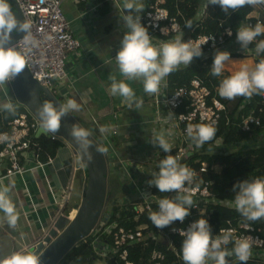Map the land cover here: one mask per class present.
Returning a JSON list of instances; mask_svg holds the SVG:
<instances>
[{
  "label": "built area",
  "instance_id": "built-area-1",
  "mask_svg": "<svg viewBox=\"0 0 264 264\" xmlns=\"http://www.w3.org/2000/svg\"><path fill=\"white\" fill-rule=\"evenodd\" d=\"M63 1L65 0H13L15 9L20 14L22 22L28 21L31 24L28 32H24L16 40L15 47L25 55L26 68L32 79L42 89L49 91L53 95H56L55 91L58 86L67 78L66 64L69 54L76 52L81 47L79 40L72 33L70 20L62 11ZM71 1L75 7L84 5L78 11V16L83 20V23H87L92 18H98L99 10L102 4H106V2L111 4L112 9L122 19L117 5L122 4L123 0H103L102 2L98 1V3L95 2L96 0H90L89 3L87 0ZM145 1L148 0H143V2ZM205 1L204 7L199 11L198 16L203 13L205 6L210 4L209 0ZM166 3L167 0H149L143 13L141 11L132 13L133 15L137 13L140 18V23L146 27L153 43L174 38L177 34H181L183 39L188 29L191 33L194 27L199 24L197 20L194 26L188 28L175 16H170L169 12L163 7ZM250 17L252 20L247 25L254 26L258 22L264 24V3L256 2L255 11ZM122 21L124 23L123 19ZM26 36L30 37L27 42L25 41ZM230 36H232L231 30L225 29L218 37L213 35H197L196 37H189L185 41L190 40L192 43H199L202 38L208 37L206 42L200 45L201 53L208 54L226 49L228 46L226 39ZM254 41L255 38L251 42ZM235 47L238 48V45L236 44ZM239 52L244 54L248 51H242L240 49ZM146 97L153 109L150 120L153 131L157 133L161 129L168 133L169 139L166 141L170 145V151L175 149L173 156L178 159L179 163L186 161L193 152L199 151L201 146H197L194 141L189 140L186 131L187 127L189 125L195 126L200 124L214 127L220 119V114L225 111L224 104L216 97H211L210 90L198 79H192L189 87L175 89L170 96L165 97L163 95L161 85L159 92L155 94L146 93ZM178 108L185 110V113L173 116L172 112ZM166 111H170L171 114H166ZM30 114L20 113L17 118L8 121L5 130L0 132V182L15 175L20 176L29 172L30 167L28 168L27 166L31 162L36 161L38 167L44 165L38 161L39 147L34 141V137H36V133L41 125ZM262 118L264 120V107L261 110V117L249 115L243 119L241 124V129L248 134L253 130L259 129L258 135L251 141L255 145L264 144V126L261 124ZM92 126L98 128L97 121L94 119L92 120ZM261 128H263L262 131H260ZM171 129L174 132L173 130L169 132ZM48 134L52 141L61 140L52 133ZM112 134L116 135L115 129L112 130ZM63 143L66 144L65 142ZM153 147H156L158 155L154 160L152 159L149 162L153 163V169L150 171V175L141 170L142 168L138 169L140 165H144L146 162L145 156L142 154L135 158L125 159L124 162L118 160L117 167L121 165V168L124 170L122 172L127 174V181H129L131 188L136 191V199L140 200V203L135 206L134 222H137L145 211H150L153 202L157 204L160 199L154 193L158 189L154 184L149 183L158 171L156 169V163L160 161L161 156V151L158 150V147L156 145H153ZM141 158H144V162ZM47 163H52L50 157H47ZM126 163L127 165H125ZM127 167H130L131 170H128ZM205 168V164H202L200 172H205ZM191 172V179L185 184V193L190 194L193 201L192 206L189 208V213L194 212V215L197 214L198 217L206 216L209 212L208 206L211 205L235 209L231 202L217 200L215 198L211 191V183L198 180L197 174L199 172ZM185 193H180V195ZM163 194H166V197L170 199L177 197L175 191H169ZM67 201L68 194L66 193L62 196L63 205H66ZM130 201L128 196H123L118 201L112 199L109 203L105 202L103 212L108 207V204L112 207L125 205ZM103 215L102 213L99 219L100 222L98 221L89 234L93 253L99 259L113 258L123 264H133L128 260L129 247L138 244L146 245L150 240L157 241L160 235L177 236L182 240L179 230L187 228L195 220L189 215L182 222L173 221L164 227L158 228L151 224V226L140 225L134 229H125L115 223L109 224L108 219L111 214ZM227 229H232L236 236H246L250 239L251 252L248 260L260 257L259 254L264 255L262 251L264 248V240L260 236V229L245 223H238L237 226H232L228 223L227 227L220 230ZM220 230L217 235L220 234ZM48 237L50 236L46 233L41 239L29 246L28 249L33 251L39 245L45 246V239ZM103 237L105 238L104 241H102ZM226 247L230 250L232 244L229 243ZM225 259L227 264L237 260L235 255L227 256ZM94 264L102 263L96 261ZM146 264H168L166 262V254L153 248L150 252L149 262ZM208 264H212V261H209Z\"/></svg>",
  "mask_w": 264,
  "mask_h": 264
},
{
  "label": "clouds",
  "instance_id": "clouds-1",
  "mask_svg": "<svg viewBox=\"0 0 264 264\" xmlns=\"http://www.w3.org/2000/svg\"><path fill=\"white\" fill-rule=\"evenodd\" d=\"M209 2L219 4L222 10L227 11L235 10L245 4H254L257 0H209ZM259 2L264 3V0ZM81 6L76 7L77 11ZM117 7L127 30L121 38L120 47L114 58L123 79H112L109 89L112 95L131 100L134 91L127 81L134 79L140 80L145 93L159 92L168 74L180 65L188 66L194 56L200 55L201 43L208 39V37L202 38L199 43H192L190 40H183L182 35L177 34L174 38L153 43L146 27L140 23L139 16L132 14L143 9L140 0H123ZM17 24L10 0H0V30L8 36L17 28ZM30 26V22H22L18 30L27 33ZM186 26H190V22H186ZM262 32H264V24L259 22L254 26L241 25L236 31V39L242 47L247 46ZM29 39L30 37H25L26 42ZM256 47L257 51L264 49V41H260ZM226 61H229V54L226 51H217L210 69L213 76L222 77L217 86L219 96L232 99L237 96H251L254 92H264V59L257 62H241L229 74L224 75ZM25 66L24 54L14 47L0 44V85L14 78ZM53 96L56 98V95ZM59 102L62 104L60 100ZM4 107L10 109L11 105L6 104ZM77 107L76 102L70 98L59 109L50 102L44 103L38 109L41 127L45 131H55L59 126L60 117ZM186 131L195 144L200 146L212 139L216 129L200 124L189 125ZM72 134L77 139L87 136L84 129L77 128L72 130ZM104 141L103 138V147ZM156 142L165 153L170 151L169 143L162 136H157ZM157 167L158 171L149 183L154 184L161 193L169 191L177 193L175 199L167 197L159 199L157 210L149 211L148 219L159 228L173 221L182 222L188 215L193 201L191 195L185 193V184L192 176L187 166L179 163L176 157L167 155L158 162ZM233 188L235 191L231 203L241 216L249 221L264 218V177L239 181L233 185ZM7 193V186L0 188V212L5 214L9 225H15L17 212ZM180 193L185 194L180 195ZM179 234L182 237L180 255L184 264H208L209 261H212V264H227L225 258L231 255H235L238 261L245 262L250 256L251 243L248 237L236 236L232 229L220 230V234L213 237L204 216L195 219L187 228L180 229ZM229 243L232 244L230 250L226 247ZM0 264H39V256L28 248H21L0 256Z\"/></svg>",
  "mask_w": 264,
  "mask_h": 264
},
{
  "label": "trees",
  "instance_id": "trees-1",
  "mask_svg": "<svg viewBox=\"0 0 264 264\" xmlns=\"http://www.w3.org/2000/svg\"><path fill=\"white\" fill-rule=\"evenodd\" d=\"M148 1L142 3L143 9L141 13L146 9ZM205 2V0H167L166 5L163 6L169 12L170 16H175L185 25L186 22H190V26H187L188 28L194 26L197 20L199 21V24L194 27L191 33L188 29L183 40L189 37H196L197 35H213L218 37L225 29H229L232 32V36L226 39L228 46L226 49L220 50L226 51L229 54V59L250 57L254 62L264 59V49L257 51L256 47L260 41H264V32L257 36L255 41L250 42L247 46L242 47L240 42L236 39L238 27L247 25V23L252 20L250 16L255 11V3L251 5L245 4L235 10L229 9L227 11L222 10L219 4L210 3L205 6L203 13L198 16ZM257 2L261 3L259 0H257ZM83 6L84 5L79 9L83 8ZM100 11H102L101 14L107 13L104 4H102ZM236 44L238 48L235 47ZM240 49L243 51L247 50L248 52L241 54V52H239ZM215 53L216 52H210L206 54L202 52L199 56H194L188 66L180 65L175 71L168 74L165 78V82L162 83V88L163 95L167 97L177 88L189 87L192 79H198L210 90L211 97H216L224 104L225 111L220 114V119L217 125L214 126L216 129L215 135L212 139L203 143L200 146V150L193 152L186 161H181V164L188 166L193 172H199L197 174L199 181L211 183V191L217 200L231 202L235 191L233 188L234 184L245 179L264 177V144L255 145L251 142L256 135H258L259 129L253 130L250 134L241 129L242 121L247 116L255 115L261 117V110L264 107V92H254L251 96H237L232 99L219 96L217 93V86L222 77L213 76L210 72ZM223 74L227 75L229 73L224 72ZM230 104L231 106H229ZM16 107L17 106L0 110V132L5 130L8 121L17 118L19 114L22 113L20 109L21 106L19 108ZM169 113L170 111H166V114ZM180 113H185V110L178 108L172 112L173 116H177ZM261 124L264 126L263 118L261 119ZM262 129L263 128H261L260 131H262ZM172 130L173 129L169 132ZM160 131L162 130L159 129V132ZM95 134L97 138H95L93 134L94 138L102 145V138L104 137V139H106L105 136L101 137L98 133ZM157 136L160 135L156 134L152 140H156ZM116 137V135L111 133L110 138L113 139V143L111 144L118 148L114 143ZM189 140L193 141L190 137ZM34 141L39 147L38 159L40 161L45 160L46 157L54 156L57 150L64 145L61 140L52 141L49 134L34 137ZM154 145L161 151L160 160L167 155L173 156L175 149L165 153L159 144L155 142ZM156 164L158 165V163ZM202 164H205L206 170L201 173L200 169ZM156 169H158V167ZM148 178L151 179L150 176H148ZM144 179L146 180V178ZM112 193L113 190L109 183L106 203H109L110 198L113 197ZM154 193H156L160 199L166 197V194L158 190H155ZM139 203L140 200L135 198L125 205L110 207L108 204L103 214H111L108 219L109 224L115 223L119 227L125 229H134L140 225L151 226L152 222L148 219L149 211H145L137 222L133 221L135 206ZM109 207L110 210H108ZM157 207V204L153 202L150 210H157ZM77 208L78 206H65L63 215L65 218L68 216L72 218ZM208 211L209 212L204 217L208 221L210 232L213 237L218 234L220 229L227 227L228 223L232 226H237L238 223H245L260 229V236L264 240V218L249 221L241 216L235 209L217 205L208 206ZM189 215L194 219L198 218V215H194V212L188 213L185 217ZM104 240L105 238L103 237L102 241ZM181 241L182 240L177 236L170 237L160 235L157 241L150 240L146 245L138 244L129 247L128 260L133 264H146L149 262L151 250L156 248L166 254V262L168 264H184L180 255ZM262 251L264 252V248ZM96 261L102 264H123L113 258L102 260L95 256L89 236L76 243L73 248L65 254L59 264H94ZM228 264H260V262L258 259L252 258L245 262L235 260Z\"/></svg>",
  "mask_w": 264,
  "mask_h": 264
},
{
  "label": "crops",
  "instance_id": "crops-1",
  "mask_svg": "<svg viewBox=\"0 0 264 264\" xmlns=\"http://www.w3.org/2000/svg\"><path fill=\"white\" fill-rule=\"evenodd\" d=\"M98 1L102 2L103 0L95 2L98 3ZM89 2L90 0H88ZM140 2L143 3V0ZM104 7L107 9V13L101 14L102 11H99V17L92 18L87 23H83L78 15L68 18L71 22L72 33L79 40L81 47L76 52L69 54L66 64L67 78L61 82L55 93L56 96L59 95L62 104L69 98L76 102L78 107L69 111L73 112L79 123L89 124L90 130L93 131L92 120L94 119L97 121L98 131H109V135L115 129L117 137L114 139V143L116 146H120L122 149L124 146L131 145L134 148V153H137L139 146L145 143L144 139L147 140L144 137L145 134L147 133V137L152 138L150 135L155 137L157 133L153 131L150 123L152 114L151 116L146 114L145 106L150 103L139 79L127 81L134 91L131 100L110 93L112 79H123L114 58L120 47L121 38L127 29L109 2H106ZM133 16H137V13H134ZM110 17L113 19V23H107L102 31V34L106 35L108 43L100 48V43H94V37L99 33L96 30L98 29L96 20ZM244 61L254 62L250 57L229 59L225 62L227 68L225 67L224 71L230 73ZM230 65L233 67H229ZM12 79L4 85H0V110L6 109L4 107L6 104L11 105L10 100L13 99V95L10 84ZM104 133L100 132V135L105 136ZM164 133L165 140L169 139L168 133ZM104 142L105 145L113 146L111 144L113 139L110 136ZM114 148L118 150L117 147ZM74 156L73 150L64 144L54 156L50 157L52 163H47V157L42 161L38 159L41 164H44L42 167H38L36 161L31 162L27 166L30 167L29 172L0 182V188L8 187L7 195L15 207L18 217L15 225H9L5 214L0 212V256L7 255L13 250L28 248L52 230V224L59 216L65 218L63 209L72 197V177L75 172L80 171L81 181L84 178V169L83 171L80 169V164ZM117 159L125 158L120 156L117 151L113 152L112 150V153H109V161L112 163L109 176L111 183H109L113 190V197H116L119 192L120 178L127 179V174L119 172ZM66 193L68 201L66 205H63L62 196ZM68 218L65 219L69 220ZM33 251L38 254L36 248Z\"/></svg>",
  "mask_w": 264,
  "mask_h": 264
},
{
  "label": "water",
  "instance_id": "water-1",
  "mask_svg": "<svg viewBox=\"0 0 264 264\" xmlns=\"http://www.w3.org/2000/svg\"><path fill=\"white\" fill-rule=\"evenodd\" d=\"M10 6L18 21L17 28L8 34V36H5L3 31L0 30V44H3L5 47L11 46L16 48V40L24 31L18 30L22 20L20 14L15 9L13 0H10ZM10 85L13 95V99L10 100L11 106L21 105L25 107L39 123L38 109L44 103L50 102L57 109L62 105L53 94L42 89L32 79L26 66L12 79ZM59 127L61 133L45 131L40 127L36 133V137H39L41 134L47 135L48 133H52L72 148L74 155L78 157L82 168L86 172V184L74 218L66 220L63 216H59L56 221H59L60 224L56 225L55 221L52 224V230L48 232V235L53 239L51 240L50 237L46 238V245H39L36 248L39 260L44 255L48 256V259L46 258L43 264L59 263L76 243L89 236L99 221L106 202L108 170L104 147L96 141L92 133L80 125L71 115L70 111L65 112L60 117ZM74 128L84 129L87 132V136L83 139H77L72 134Z\"/></svg>",
  "mask_w": 264,
  "mask_h": 264
},
{
  "label": "rangeland",
  "instance_id": "rangeland-1",
  "mask_svg": "<svg viewBox=\"0 0 264 264\" xmlns=\"http://www.w3.org/2000/svg\"><path fill=\"white\" fill-rule=\"evenodd\" d=\"M87 2H88V0H87ZM62 11L68 18H74L76 15H78V11H77L76 7L72 4L71 0L63 1V3H62ZM99 20H100V18L96 20V24L98 26V29H96V30L99 31V33H98V35H96L94 37V43L95 44H99L100 43L99 47L101 48L102 45H106L108 43V39H107L106 35L102 34V31H103V29H104V27L106 26L107 23H110V24L113 23V19L110 17V18H104V19H102L100 21ZM241 54H243V53L241 52ZM229 67H233V66L230 65ZM224 72L225 71H223V73ZM58 99H59V95L56 96V100H58ZM20 106L17 105L16 108H19ZM229 106H231V104ZM13 107H15V106H13ZM145 107H146L145 111H146L147 116H151V114H153V109H152L151 105L149 104V105H146ZM20 109H21L22 113L30 114L28 109H26L25 107L21 106ZM71 113H72V116L75 118V115L73 114V112H71ZM80 125L84 129L89 131L90 133L94 134L95 138H97V136L95 134L96 132L100 135L101 131H98L97 128L94 127V131H92V130H90L91 127H90L89 124H85L84 122H80ZM103 132H105L104 134H105L106 138H108L110 136L108 134L109 131L105 130ZM157 134L162 136L164 139L166 137V135H165V133L163 131H160V132L158 131ZM150 136H152V138H154L153 135H150ZM144 137H146L147 140L144 139L145 143L142 146H139L140 147L138 149L139 152H137V153H134V148L131 145L124 146V147H122V149H121L120 146H118V150H116V148H114L115 147L114 145L111 146V145L107 144V145L104 146L105 147L104 149H105L106 160H107V170H108V173H107V188H108V184L110 182L109 179H111L109 176H110V169L112 170V163H111V161H109V153H112V150H113V152H114V150L117 151L119 153V155L122 156L125 159H131L132 157L135 158V157L140 156L142 154L143 156H145L146 162H145L144 165H140L138 167V169L142 168L141 170L145 171L146 174L150 175V173H151L150 171L153 169V167H152L153 163H149V162L152 159L154 160V158L158 155V152H157L156 147H153V145L155 144L156 140H152L151 137H147V133L145 134ZM61 142H63V140H61ZM145 144L147 146H144ZM156 144H158V143L156 142ZM131 147L133 149H130ZM74 157H76L75 159L80 164L78 157L77 156H74ZM125 159H122V161L124 162ZM138 159H140V158H138ZM117 160H119V159H117ZM142 161L144 162V158L142 159ZM114 164H116V163H114ZM125 165H127V163ZM117 168L120 169L119 172H122V171L124 172V170L121 168V165H120V167H117ZM80 169L83 171V168H82L81 164H80ZM127 169L131 170L130 167H127ZM83 173H84V175H83ZM83 173H82V175L84 176V178H82V181H81V172L79 171L77 173L76 172L74 173V175L72 177V189H71L72 197L69 199V201L67 203L68 205H66V206L74 205L76 207V204H78V205L80 204L82 196H83V189H84L85 184H86V172L83 171ZM122 178H124V177H122ZM122 178H120L121 185L118 183L119 184V187H118L119 188V190H118L119 192L116 194L117 196L110 198V200L113 199L114 201H118L123 196H128L130 200H133V199L137 198V194H135L136 191L133 188H131V185H130L129 181H127V179L126 180L125 179L122 180ZM106 194H107V192H106ZM108 210H110V207L108 208ZM102 213H103V211H102ZM108 213H110V212H108ZM99 222H100V220H99ZM59 232H60V230H59ZM259 255H260V257H256V259L259 260L260 264H264V255H262V254H259ZM57 264H59V263H57Z\"/></svg>",
  "mask_w": 264,
  "mask_h": 264
},
{
  "label": "bare ground",
  "instance_id": "bare-ground-1",
  "mask_svg": "<svg viewBox=\"0 0 264 264\" xmlns=\"http://www.w3.org/2000/svg\"><path fill=\"white\" fill-rule=\"evenodd\" d=\"M55 131L58 132V133H61V129H60V127L58 126V128H57ZM76 155H77V154H76ZM75 214H76V210H75ZM75 214H74V216H75ZM74 216H73L72 218L69 217L68 219L71 220V219L74 218ZM55 224H56V225H59L60 222H59V221H56ZM46 258L48 259V256L44 255V256L39 260V264H43V263H45Z\"/></svg>",
  "mask_w": 264,
  "mask_h": 264
},
{
  "label": "flooded vegetation",
  "instance_id": "flooded-vegetation-1",
  "mask_svg": "<svg viewBox=\"0 0 264 264\" xmlns=\"http://www.w3.org/2000/svg\"><path fill=\"white\" fill-rule=\"evenodd\" d=\"M130 149H133L132 147Z\"/></svg>",
  "mask_w": 264,
  "mask_h": 264
}]
</instances>
